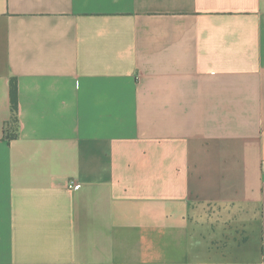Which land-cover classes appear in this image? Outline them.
Segmentation results:
<instances>
[{"label":"crops","instance_id":"crops-1","mask_svg":"<svg viewBox=\"0 0 264 264\" xmlns=\"http://www.w3.org/2000/svg\"><path fill=\"white\" fill-rule=\"evenodd\" d=\"M0 264H264V0H0Z\"/></svg>","mask_w":264,"mask_h":264},{"label":"trees","instance_id":"trees-1","mask_svg":"<svg viewBox=\"0 0 264 264\" xmlns=\"http://www.w3.org/2000/svg\"><path fill=\"white\" fill-rule=\"evenodd\" d=\"M18 79L14 77L11 82L12 118L6 124L5 135L8 141L19 136V93Z\"/></svg>","mask_w":264,"mask_h":264},{"label":"built area","instance_id":"built-area-1","mask_svg":"<svg viewBox=\"0 0 264 264\" xmlns=\"http://www.w3.org/2000/svg\"><path fill=\"white\" fill-rule=\"evenodd\" d=\"M69 187L72 189H79L81 187V184L76 180H71L69 182Z\"/></svg>","mask_w":264,"mask_h":264}]
</instances>
